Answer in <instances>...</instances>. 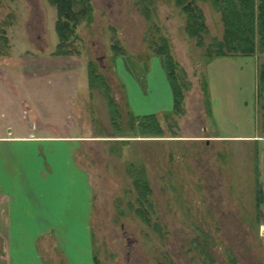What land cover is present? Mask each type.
Instances as JSON below:
<instances>
[{
  "label": "rangeland",
  "instance_id": "374dc122",
  "mask_svg": "<svg viewBox=\"0 0 264 264\" xmlns=\"http://www.w3.org/2000/svg\"><path fill=\"white\" fill-rule=\"evenodd\" d=\"M215 1L193 3L206 27L199 46L176 0H91L92 21L75 29L78 54L54 57V5L0 0V124L75 137L70 153L83 175L69 179L92 204L89 227L47 237L41 252L51 264H264V109L255 91L264 53L207 58L225 33ZM159 38L183 84V113L159 114L162 131L143 136L136 117L171 103L163 63L146 61ZM114 39L126 51L116 62ZM88 63L117 105L115 123L88 88ZM139 169L147 222L135 212Z\"/></svg>",
  "mask_w": 264,
  "mask_h": 264
},
{
  "label": "crops",
  "instance_id": "0c3cea01",
  "mask_svg": "<svg viewBox=\"0 0 264 264\" xmlns=\"http://www.w3.org/2000/svg\"><path fill=\"white\" fill-rule=\"evenodd\" d=\"M146 61L156 62L158 68L162 63L152 51ZM165 79L162 70V84L168 82ZM4 84L0 78V86ZM169 92L170 107L160 106L150 114H172ZM124 96L127 103V90ZM6 127L0 124V264H51L55 260L45 259L41 252V246L50 242V233L84 230L91 222L90 195L87 202L79 201L86 196L85 185L77 186L69 179L77 177L78 184L83 175L70 153L76 138L13 134L12 128L5 132Z\"/></svg>",
  "mask_w": 264,
  "mask_h": 264
},
{
  "label": "trees",
  "instance_id": "16d2710c",
  "mask_svg": "<svg viewBox=\"0 0 264 264\" xmlns=\"http://www.w3.org/2000/svg\"><path fill=\"white\" fill-rule=\"evenodd\" d=\"M47 1L49 4L54 5L56 9L55 32L57 35V43L52 55L71 56L72 54H78V51L73 48L74 38L77 37L75 29L82 21L86 23L92 21L91 0ZM194 1L195 0H176L175 3L180 7L181 11L186 14L187 35L191 38H195L197 40L196 43L202 46V35L206 31V27L203 24L200 11L193 10L196 9V7L193 6ZM219 1L222 3V6H219V10L222 14L225 33L220 41L205 48V55L207 58L213 59L217 56L232 54L252 56L255 53H264V0ZM159 42L160 44L151 46V51L155 55L161 57L164 66L173 99V110L171 113L182 114L183 107L181 103L183 100V84L180 83L178 78L176 64L170 54L166 40L159 38ZM110 49L113 58L126 55V51L117 39L113 40ZM88 65V88L90 90H98L103 95L109 107L108 113L111 117L110 120L112 123H115L116 117L119 116L117 105L113 102L111 96L107 94V88L105 87L102 75L95 72L91 63H88ZM255 91L256 102L260 103V107L264 109V102H262V98H264V62L258 66ZM158 117H160L159 114H147L136 117L139 133L143 136H148V134L155 132L153 130H156V133H160L162 130L156 125ZM133 118L134 117H131L130 123ZM152 123H154L153 126ZM131 174L138 194V207L135 209V212L141 219L147 222V217L144 216L149 213L147 203L149 202L148 196L150 194V189L142 169H139L135 173L131 171ZM94 264H98V262L95 261Z\"/></svg>",
  "mask_w": 264,
  "mask_h": 264
}]
</instances>
